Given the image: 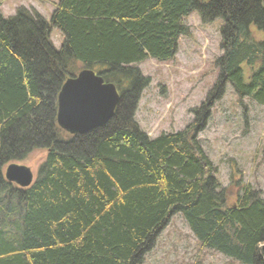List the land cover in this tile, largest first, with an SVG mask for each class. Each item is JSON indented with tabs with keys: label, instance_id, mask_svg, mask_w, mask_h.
I'll list each match as a JSON object with an SVG mask.
<instances>
[{
	"label": "trees",
	"instance_id": "trees-1",
	"mask_svg": "<svg viewBox=\"0 0 264 264\" xmlns=\"http://www.w3.org/2000/svg\"><path fill=\"white\" fill-rule=\"evenodd\" d=\"M46 20L19 6L0 13V264H143L180 214L201 247L242 264H264V197L242 184L234 198L198 134L229 84L264 106L261 0H57ZM221 18L217 78L183 129L150 137L134 119L149 77L137 64L172 59L184 19ZM62 36L59 48L52 29ZM114 84L113 116L85 133L56 122L57 95L81 69ZM42 151L27 187L5 167Z\"/></svg>",
	"mask_w": 264,
	"mask_h": 264
},
{
	"label": "rangeland",
	"instance_id": "rangeland-1",
	"mask_svg": "<svg viewBox=\"0 0 264 264\" xmlns=\"http://www.w3.org/2000/svg\"><path fill=\"white\" fill-rule=\"evenodd\" d=\"M57 0H0V13L11 16L19 6L36 10L46 20ZM189 35L180 36L177 53L172 59L157 61L146 58L137 66L149 77L141 92L134 119L150 137L162 132L183 129L192 119V109L198 106L212 88L218 69L215 59L222 54L221 18L202 23L197 12L184 19ZM255 40L264 32L249 27ZM51 40L59 48L61 32L53 28ZM78 73V72H77ZM203 149L216 166L217 180L234 198L242 184L259 188L264 197V106L250 98H237L229 84L217 100L205 128L198 134ZM43 159L42 151H34L19 164L30 167L35 176ZM18 163V162H16ZM143 264H242L222 253L201 247L180 214L171 216L159 233Z\"/></svg>",
	"mask_w": 264,
	"mask_h": 264
},
{
	"label": "water",
	"instance_id": "water-1",
	"mask_svg": "<svg viewBox=\"0 0 264 264\" xmlns=\"http://www.w3.org/2000/svg\"><path fill=\"white\" fill-rule=\"evenodd\" d=\"M264 7V0H261ZM119 93L114 84L105 82L99 73L81 69L68 77L57 95L56 122L70 134L85 133L105 124L114 114ZM8 182L27 187L34 175L29 166L10 163L4 169Z\"/></svg>",
	"mask_w": 264,
	"mask_h": 264
}]
</instances>
